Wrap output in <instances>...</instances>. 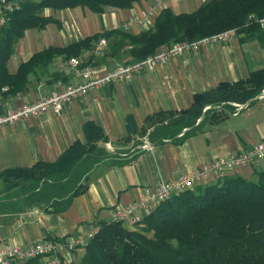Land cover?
Masks as SVG:
<instances>
[{"label":"crops","instance_id":"0c3cea01","mask_svg":"<svg viewBox=\"0 0 264 264\" xmlns=\"http://www.w3.org/2000/svg\"><path fill=\"white\" fill-rule=\"evenodd\" d=\"M153 1L139 0L127 8L109 7L96 14L86 7L44 8L39 14L51 16L55 23H47L43 30H24L22 36L12 43L6 71L15 76L19 64L27 62L32 53L50 46L66 48L85 37L112 29L132 35L151 30L153 20L150 24H137L130 29L122 27L124 31L118 27L128 19L144 17ZM207 1L164 0L163 6L175 14H191ZM260 29L264 37V27ZM118 53L127 54L126 46ZM79 58L83 65H90L97 71L110 68L115 61V56L109 53L104 59L92 60L86 50ZM65 60L64 55H58L43 69L31 71L15 92L4 85L7 90L3 91L4 87L0 90V115L7 109L31 104L57 90L58 80L67 83L76 80L64 65ZM263 67L264 44L255 36L242 40V35L236 33L226 42L206 44L173 57L153 72L140 73L126 82L102 85L79 95L64 103L59 114L47 110L36 117L19 119L14 124L0 127V170L14 166L30 167L35 161L48 162L58 158L74 141L84 142L82 130L87 121L94 122L106 136L97 145L104 147L109 143L111 154L118 151L130 153L134 148L139 150L134 151V158L125 165L110 167L102 163L91 169L86 191L73 198L61 214L47 213L39 207L21 213L0 211V246L32 245L43 238L78 236L100 222L113 220L115 210L131 203L141 195L144 187L180 177L214 159L250 150L264 136V96L257 99L262 103L245 106L236 115L220 113V117L179 145L162 142L152 146L151 150L145 149L138 133L145 128L142 133L147 137L151 122L155 120L154 114L179 113L190 107L195 93L207 91L223 81L234 83L245 79L248 72ZM127 114L133 116L137 135L124 131ZM258 168L264 169V160L238 167L230 174L251 178ZM214 181L211 179L200 185ZM82 251L83 248H79L62 256L63 264H78ZM37 264H61V260L40 256Z\"/></svg>","mask_w":264,"mask_h":264},{"label":"trees","instance_id":"16d2710c","mask_svg":"<svg viewBox=\"0 0 264 264\" xmlns=\"http://www.w3.org/2000/svg\"><path fill=\"white\" fill-rule=\"evenodd\" d=\"M136 1L21 0V7L9 12L8 20L0 26V90L8 85L17 91L31 71L43 69L58 55L66 60L81 55L99 37L105 38L110 55L116 56L126 46L125 62L151 56L172 42L192 41L232 28L242 40L255 36L264 44L258 23L264 16V0H208L191 14H175L165 7L153 19V28L137 35L112 29L66 48L50 46L19 64L15 76L6 71L12 43L24 30H43L47 23H55L51 16L39 14L42 9L77 6L96 14L109 7L127 8ZM263 89L264 67L248 72L245 79L223 81L197 92L190 107L181 112L154 114L148 142L150 146L162 142L179 145L222 113L233 116L235 102L253 104ZM82 132L84 142L74 141L52 161L0 170V211L21 213L39 207L47 213L61 214L73 198L86 191L89 172L96 165H125L135 156L137 148L130 153L111 154L102 144L97 145L106 136L92 121L84 124ZM122 223L100 222L94 236L82 247L78 264H264V169H255L251 178L229 174L175 194L131 229ZM37 260L31 258L24 264H37Z\"/></svg>","mask_w":264,"mask_h":264},{"label":"built area","instance_id":"2783aa9c","mask_svg":"<svg viewBox=\"0 0 264 264\" xmlns=\"http://www.w3.org/2000/svg\"><path fill=\"white\" fill-rule=\"evenodd\" d=\"M21 0H0V26L7 20V14L21 7ZM177 1V0H176ZM164 0H154L148 7L146 15L137 20L128 19L124 22L123 28L130 29L132 26L147 25L164 9ZM259 25L264 27V16L259 18ZM236 34L235 28L221 30L218 33L206 35L203 38L194 39L192 41H178L166 45L165 48L159 49L151 56H145L137 61L125 62V64H116L112 69L97 71L90 65H83L78 56H72L65 60L64 65L73 75L74 79L71 83L57 81V90L50 92L45 97L39 98L31 104H24L19 108H10L0 115V127L14 124L23 118H33L47 110L54 111L59 114L64 103H68L79 95H85L91 90H95L102 85L113 84L114 82H126L133 76L144 72H153L157 67L166 65L171 58H176L186 52H192L199 46L206 44H219L230 40ZM107 48V42L103 37H99L97 42L88 49V54L92 60L98 59ZM7 87L3 88V91ZM264 96L262 90L261 98ZM259 97V98H260ZM244 104H233L235 114L244 109ZM142 147L152 149L146 136L142 138ZM104 147L112 150L109 143H105ZM264 160V136L261 140L256 141L250 150L238 151L234 155H229L224 159H214L210 163H203L195 170L186 171L180 177H176L169 181H159L154 186L144 187L141 195L131 200L126 206L119 207L114 212L115 221H122L126 226L132 228L138 222H142L148 213L153 211L159 203L167 201L171 196L180 194L188 189H194L203 182L211 179H223L229 175L232 170L238 167H247L253 163ZM97 226L91 227L89 231L79 234L78 236H66L65 238L40 239L38 242L30 245L18 246H0V264H24L31 258L49 257L54 261L60 260L62 256L82 248L95 234Z\"/></svg>","mask_w":264,"mask_h":264},{"label":"rangeland","instance_id":"374dc122","mask_svg":"<svg viewBox=\"0 0 264 264\" xmlns=\"http://www.w3.org/2000/svg\"><path fill=\"white\" fill-rule=\"evenodd\" d=\"M125 22V21H124ZM124 22L122 23V24H120L119 25V27L118 28H120V29H122V27H123V25H124ZM124 29V28H123ZM122 29V30H123ZM124 31V30H123ZM105 39V38H104ZM108 44V43H107ZM93 46V45H92ZM107 48H108V46H107ZM107 48H105V50L103 51V55L101 56V57H98V59H104L105 58V56H107V52H108V50H107ZM86 51H88V50H86ZM97 59V60H98ZM125 60H128V55L127 54H120V53H118L116 56H115V61H112V64H111V67L110 68H108L107 70H109V69H112V67L114 66V65H116V64H125ZM114 62V63H113ZM236 103V102H235ZM234 103V104H235ZM259 104V103H262L261 101H257V100H255V102H254V104ZM143 131H145V128H142L141 129V131L138 133L139 134V139H142V137H144V133H142ZM108 152H109V150L107 149V148H105ZM123 151V150H122ZM124 152V151H123ZM125 227H126V223H122Z\"/></svg>","mask_w":264,"mask_h":264},{"label":"water","instance_id":"95a60500","mask_svg":"<svg viewBox=\"0 0 264 264\" xmlns=\"http://www.w3.org/2000/svg\"><path fill=\"white\" fill-rule=\"evenodd\" d=\"M260 96H257V97L255 96V98L258 99ZM124 120H125V128H124L125 133L137 135V129H136L137 126H136L135 121L133 120V116L131 114H127Z\"/></svg>","mask_w":264,"mask_h":264}]
</instances>
